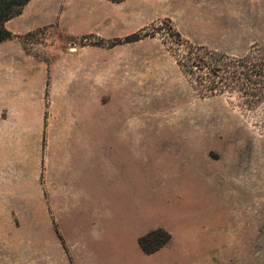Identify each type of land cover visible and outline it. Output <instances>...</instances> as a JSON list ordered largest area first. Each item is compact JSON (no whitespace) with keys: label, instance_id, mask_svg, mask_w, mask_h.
Here are the masks:
<instances>
[{"label":"rangeland","instance_id":"obj_1","mask_svg":"<svg viewBox=\"0 0 264 264\" xmlns=\"http://www.w3.org/2000/svg\"><path fill=\"white\" fill-rule=\"evenodd\" d=\"M36 3L23 26H45L15 39L41 56V145L59 126H92L93 206L81 215L87 203L59 199L67 249L41 208L0 213V264H264V105L203 97L170 51L179 33L248 54L264 45V0ZM10 81L0 63L3 117V106L23 110L12 102L23 87ZM13 123H0V148ZM159 227L171 242L147 255L136 241Z\"/></svg>","mask_w":264,"mask_h":264},{"label":"crops","instance_id":"obj_2","mask_svg":"<svg viewBox=\"0 0 264 264\" xmlns=\"http://www.w3.org/2000/svg\"><path fill=\"white\" fill-rule=\"evenodd\" d=\"M36 2L32 0L20 16L7 22L6 27L15 38L45 26H41V21L23 26L24 18L37 9ZM15 38L0 44V63L6 76L11 83L23 87L22 92L12 96L13 103L22 102V112L10 111L2 105L6 116L0 113V123L8 125L11 118L14 120L9 129L6 127L1 140L0 157L4 158V164L0 169V213L27 215L31 209L41 208V218L52 223L55 236L67 249L60 232L59 199L73 198L76 208L87 203L81 215L88 211V206H93V129L89 125L59 126L57 132L61 136L41 145L45 132H50L45 111L47 83L43 85V117L41 115V56L36 58L27 53ZM127 205L125 202L124 210L121 209L123 218L127 210L130 211ZM139 238L136 242L142 251Z\"/></svg>","mask_w":264,"mask_h":264},{"label":"trees","instance_id":"obj_3","mask_svg":"<svg viewBox=\"0 0 264 264\" xmlns=\"http://www.w3.org/2000/svg\"><path fill=\"white\" fill-rule=\"evenodd\" d=\"M31 1L0 0V44L15 38L6 24L20 16ZM168 23L173 30L171 21ZM130 40L141 38L135 35ZM171 40L173 57L179 68L189 75L193 88L200 95L235 94L250 110L264 105V45L255 46L248 54L236 58L194 45L179 33L172 35ZM171 239L167 231L157 229L140 238L139 245L145 254L151 255L167 246Z\"/></svg>","mask_w":264,"mask_h":264}]
</instances>
